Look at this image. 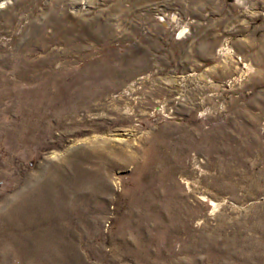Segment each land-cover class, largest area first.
Here are the masks:
<instances>
[{"label":"rangeland","instance_id":"rangeland-1","mask_svg":"<svg viewBox=\"0 0 264 264\" xmlns=\"http://www.w3.org/2000/svg\"><path fill=\"white\" fill-rule=\"evenodd\" d=\"M0 264H264V0H0Z\"/></svg>","mask_w":264,"mask_h":264},{"label":"bare ground","instance_id":"bare-ground-1","mask_svg":"<svg viewBox=\"0 0 264 264\" xmlns=\"http://www.w3.org/2000/svg\"><path fill=\"white\" fill-rule=\"evenodd\" d=\"M78 121L76 120V121H73L72 123H70L69 125H67V128H69V129H73L74 128V126H77L79 123H77ZM84 126V125H83Z\"/></svg>","mask_w":264,"mask_h":264}]
</instances>
